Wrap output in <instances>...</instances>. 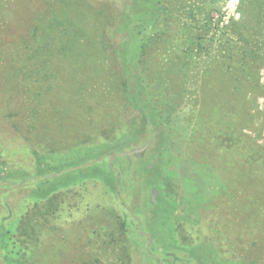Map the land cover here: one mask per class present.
Segmentation results:
<instances>
[{"label": "rangeland", "instance_id": "374dc122", "mask_svg": "<svg viewBox=\"0 0 264 264\" xmlns=\"http://www.w3.org/2000/svg\"><path fill=\"white\" fill-rule=\"evenodd\" d=\"M194 1L200 8L191 14V6L173 8L168 31L175 42L167 47L158 36L167 0H19L10 27L0 21V40L14 42L16 51L29 23L38 28L29 51L37 57L19 53L17 65L22 71L28 63L32 73L15 79L23 84L15 115H0V264L13 255H38L32 259L39 264H264V198L242 186L229 171L232 157L203 141V125L196 128L199 118L212 122L196 83L215 65L230 69L220 63L238 40L231 31L239 1ZM76 29L97 41L105 37L107 51L123 44V61L66 59L62 51ZM255 39L257 86L247 83L236 128L264 152V31ZM143 59L157 71H169L171 61L183 65L176 71L184 74L187 94L181 104L168 97L171 115L158 106L157 92L143 86ZM93 65L99 75L84 83L81 75L94 73ZM114 75L126 79L131 101L128 92H108ZM52 76L46 94L32 86ZM185 177L199 205L184 202ZM50 197L59 201L57 211L27 247L19 221Z\"/></svg>", "mask_w": 264, "mask_h": 264}, {"label": "trees", "instance_id": "16d2710c", "mask_svg": "<svg viewBox=\"0 0 264 264\" xmlns=\"http://www.w3.org/2000/svg\"><path fill=\"white\" fill-rule=\"evenodd\" d=\"M18 1L19 0H0V21L3 25H11L12 12L18 7ZM174 1L175 2L167 0V11L159 19L160 33L158 36L164 47L170 44L173 45L175 42L174 34L168 31V25H170L174 14L172 12L173 8L191 6L188 9L190 14L193 12L194 6L196 9L200 8L194 0ZM238 1L240 19L232 22L234 26L231 31L233 36L236 35L238 37V40L233 44L236 47L230 46L227 49L225 48L226 53L224 54L223 52V60L220 63L223 65L221 67L227 64L230 69L225 67L219 69L218 66L215 65L213 67V72L208 74L207 79L202 85L201 83L200 85L196 83V89L201 86L203 95L202 108L206 112H209L211 109L209 115H212V122L210 120H204V123H202V119L199 118L196 123V128L199 130L203 125L205 131L202 133L203 141H205V143L207 142L206 144L209 146H216L218 150L232 157L234 166H229V171L233 175L239 177L242 186L244 188H246V186L256 188L257 191L255 194L258 197L264 198V181H257L260 174L264 177V152L256 149L246 138L239 137L237 135L238 129L236 128L237 126H241V115L244 113V109H246V94L249 92L247 91L249 89L247 83L251 85L254 83L252 86L253 89L257 86L253 80L256 79V69L259 63L258 51L255 52L257 44L259 48V43H257L255 38L260 35L261 31H264V0ZM32 25L33 24L30 22L21 42L19 40V44L24 46L19 51H16L17 48L13 41V43H10L7 40H0V115L4 119H9L13 114V106L15 105V101H18V92L20 87L23 86L22 80H20L21 83L17 81L15 83V79L21 76V79L25 81V76H30L29 73H32L31 69L28 67V63L27 66L22 69L23 72L21 71V67L17 65V61L20 57L19 53L23 52V54H26V60L37 57V55L34 56L33 53H29L30 45L34 44V40L37 39L38 36V28ZM211 28L217 29L218 27L213 24ZM74 33L75 35L70 34L67 36L70 46L68 45V47H65L62 51L66 59L75 60L76 63L82 60L83 62L89 63L101 61L102 64H104V60L107 58L109 59L111 56V60L116 62L117 66L119 62L123 61L124 50L121 48L123 44L118 43L116 49L113 48V50L107 51L105 37L102 36L101 40L97 41L86 32L76 29ZM41 37L44 44L48 43L46 31L41 34ZM13 44L15 49L11 51L9 46ZM75 45H78V48H76ZM201 46L202 45H199L200 48ZM149 50L150 49H148L147 52ZM108 52L111 54L108 55ZM147 52L144 49V55H146ZM13 56L16 57L13 58ZM46 56L47 57H45L42 62L43 64L48 60V57H51V52L49 51ZM143 61L141 66L142 84L153 93H155L154 91L157 92L154 95L157 97V100L160 99L158 106L163 107L162 105H166L168 109H170L172 105L167 102L170 96L176 97L179 104L183 103V98L187 94V87L183 84L184 74L180 75L176 71L177 67H183V65L171 61L168 63V66L171 67L169 71H157V64H154L152 61L146 62L145 59H143ZM172 68L175 73H173ZM90 69L93 70L95 74L91 72L82 73L83 75L81 76H83L82 80L84 83L95 80L93 76L97 77L99 75L96 65H93ZM58 72H60V69L55 73ZM55 76H52V80L50 79L48 81L36 79L32 83V86L37 88L39 93L46 94L45 92H48L51 84L55 82L53 81ZM109 80L110 89L108 92L111 90L113 92L115 91L117 95L122 97L128 92V99L131 101V90L127 88L126 79L123 75H114ZM146 88L144 89L146 90ZM172 110L174 109L169 110L170 115ZM41 119L45 121L43 115H41ZM159 120L160 118L157 117L156 121ZM11 122L13 128L17 130V122ZM196 171L198 172L197 174H205L204 168H196ZM186 179L187 177H185L184 180ZM187 180L186 182L184 181V191L186 194L184 202L188 206L193 205L194 202L196 205H199L201 199L198 197V194L195 193L193 182L191 179ZM160 196L162 197V195ZM58 205L59 201L54 197H50L43 204H34L33 207L26 211L21 217L18 231L20 236L23 237L24 242L27 243V247L38 241L39 227L57 211ZM171 206L174 209V204ZM36 256L39 257L38 255H13L10 256L6 264H39V261L32 259V257Z\"/></svg>", "mask_w": 264, "mask_h": 264}]
</instances>
